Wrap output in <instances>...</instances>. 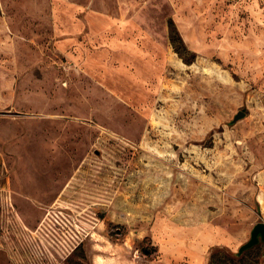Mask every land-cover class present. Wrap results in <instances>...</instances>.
<instances>
[{
  "label": "rangeland",
  "instance_id": "rangeland-1",
  "mask_svg": "<svg viewBox=\"0 0 264 264\" xmlns=\"http://www.w3.org/2000/svg\"><path fill=\"white\" fill-rule=\"evenodd\" d=\"M258 222L264 0H0V264H264Z\"/></svg>",
  "mask_w": 264,
  "mask_h": 264
},
{
  "label": "trees",
  "instance_id": "trees-1",
  "mask_svg": "<svg viewBox=\"0 0 264 264\" xmlns=\"http://www.w3.org/2000/svg\"><path fill=\"white\" fill-rule=\"evenodd\" d=\"M169 40L178 55L183 59V61L187 64H191L196 59V54L192 52L187 45L185 44L182 36L180 35L179 31L177 30L173 21H171L170 33H169ZM254 247V246H253ZM253 247L249 248L252 249ZM248 250V249H247ZM246 251V250H245ZM226 258H228V254L223 252ZM217 256V252L212 254V259Z\"/></svg>",
  "mask_w": 264,
  "mask_h": 264
},
{
  "label": "water",
  "instance_id": "water-1",
  "mask_svg": "<svg viewBox=\"0 0 264 264\" xmlns=\"http://www.w3.org/2000/svg\"><path fill=\"white\" fill-rule=\"evenodd\" d=\"M244 116L243 111H239L237 115L234 117V121H237L238 119L242 118ZM260 239L264 241V222H258L251 231V237L250 239L245 242L243 245L240 246L238 253L241 254L245 250L253 247L256 245Z\"/></svg>",
  "mask_w": 264,
  "mask_h": 264
}]
</instances>
